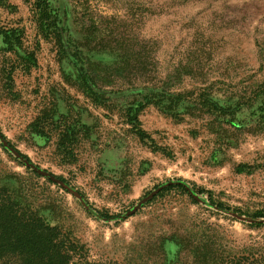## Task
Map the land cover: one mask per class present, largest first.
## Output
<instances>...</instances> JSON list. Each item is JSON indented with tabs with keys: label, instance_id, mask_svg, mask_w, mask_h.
Here are the masks:
<instances>
[{
	"label": "rangeland",
	"instance_id": "1",
	"mask_svg": "<svg viewBox=\"0 0 264 264\" xmlns=\"http://www.w3.org/2000/svg\"><path fill=\"white\" fill-rule=\"evenodd\" d=\"M51 2L109 101L93 102L79 67L39 34L32 0H0V186L92 262L264 253V133L249 125L256 107L238 108L264 82V0ZM11 28L19 56L4 52ZM141 87L184 95L174 112L167 101L140 110L142 136L125 115L146 104ZM205 96L244 128L216 115L210 132L190 115Z\"/></svg>",
	"mask_w": 264,
	"mask_h": 264
},
{
	"label": "trees",
	"instance_id": "2",
	"mask_svg": "<svg viewBox=\"0 0 264 264\" xmlns=\"http://www.w3.org/2000/svg\"><path fill=\"white\" fill-rule=\"evenodd\" d=\"M32 13L39 34L47 40L56 41L59 56L62 58H71L79 67L80 82L88 96L96 104H104L109 101L107 94L98 90L96 79L92 76L90 66L82 58L78 47L71 46L65 39L64 28L62 27L61 14L55 8L51 0H32ZM4 37V52L19 56L23 34L18 28L6 30ZM73 47V48H72ZM71 51L73 54H71ZM79 53V57L77 54ZM25 69H29L35 61L33 55H27L25 59ZM140 91H147L145 96L146 104L131 106L126 110L125 115L130 125H132L139 135H143L139 128L138 115L147 104L167 101L171 107L166 108L169 111H175V102L180 101L184 95H178L175 98L170 92L156 93L153 89L140 88ZM122 92V91H121ZM117 91V94H121ZM205 96L202 104L195 105L193 110L200 116L207 117L206 125L210 132H213L214 122H211L214 116L222 117L224 125L232 128H240L235 120L231 108L219 106L212 100L207 101ZM118 98V97H115ZM180 98V99H179ZM176 99V100H175ZM154 101V102H153ZM251 110L252 118L250 124H256L257 129L264 133V82L256 84L251 92L243 98L242 105ZM230 117V118H228ZM228 119V120H226ZM238 129V130H239ZM0 137L6 139L0 130ZM11 146L8 142V146ZM4 146V145H3ZM13 147V146H11ZM14 148V147H13ZM17 151V150H16ZM18 152V151H17ZM20 157L29 161V159L19 154ZM64 181V180H63ZM257 217L258 216L257 214ZM142 262V258H139ZM264 264V253L249 252L247 254H236L232 257L219 258L211 264ZM0 264H101L92 262L84 248L74 242L69 236L63 233L58 227L52 226L30 205L16 203L12 195L0 186ZM137 264V263H136ZM141 264V263H139Z\"/></svg>",
	"mask_w": 264,
	"mask_h": 264
}]
</instances>
